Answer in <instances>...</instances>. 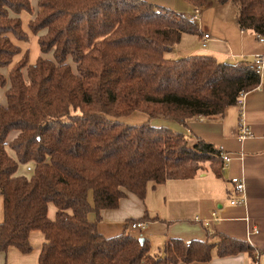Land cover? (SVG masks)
<instances>
[{"label":"trees","instance_id":"16d2710c","mask_svg":"<svg viewBox=\"0 0 264 264\" xmlns=\"http://www.w3.org/2000/svg\"><path fill=\"white\" fill-rule=\"evenodd\" d=\"M184 1L194 8L207 2ZM218 3L236 7L242 31L264 37V0ZM37 8L27 26L44 32L37 44L52 60L29 64L25 53L14 63L21 53L14 41L25 43L29 35L10 13L30 12L31 4L0 0V87L9 83L0 105V253L13 247L29 254V235L38 231L44 236L38 264H190L213 254H251L245 242L209 234L203 242L170 239L154 257L147 240L127 233L129 223L114 237L97 231L102 211L116 210L128 194L143 202L149 183L193 179L206 165L214 176L222 173L212 144L190 146L170 129L118 119L140 112L186 127L193 119L221 118L260 84L247 63L167 59L182 35L198 34L197 26L145 0H38ZM12 132L17 136L9 142ZM29 162L32 176L16 177L18 165Z\"/></svg>","mask_w":264,"mask_h":264},{"label":"crops","instance_id":"0c3cea01","mask_svg":"<svg viewBox=\"0 0 264 264\" xmlns=\"http://www.w3.org/2000/svg\"><path fill=\"white\" fill-rule=\"evenodd\" d=\"M145 1H153L151 4L170 9L187 19L194 15L195 11V8L184 0L187 8L185 13L174 10L178 0ZM236 17L237 9L233 4L221 5L218 0H207L206 5L200 8V14L194 23L198 34L182 35L180 43L165 54V57L178 60L191 56H206L218 63L237 64L247 63L255 55L264 53V45L257 40L254 33L242 31L236 23ZM204 34H208L210 39L206 46L202 47ZM5 104V98L1 99L0 105ZM241 114L243 123L252 134L244 141L237 138ZM157 121L158 119L155 120ZM173 124L175 125L163 124L153 127L170 129L183 136L190 146L197 140H202L212 144L221 155H229L230 161L227 167L222 169L221 177L214 176L206 165L193 179L167 181L160 185L149 183L143 202L132 195H126L120 200L116 210L102 211L97 231L106 238L114 237L129 223L127 233L147 240L150 244V254L154 257L162 253L164 243L170 239L203 242L209 234H220L245 242L252 249V253L244 252L227 257H217L213 254L209 262L190 264H264V79L256 89L245 93L242 109L237 105L230 106L221 118L193 119L186 127L175 122ZM10 136L9 142L17 133ZM9 156L15 160V155ZM235 177L244 182L245 206L230 204L231 199L237 197L230 183ZM213 213L216 221L212 218ZM89 215L92 218H88V221H95V215ZM206 220L210 221L207 225L204 222ZM2 222L3 199L0 196V224ZM106 222H111L112 228ZM132 223H144L145 227L132 229ZM102 228L119 234L107 236L101 232ZM254 230L258 233L251 234ZM209 241L217 242L215 238ZM153 242L156 244L154 251ZM43 243L42 233L31 232V252L22 254L11 247L5 253H0V264H38Z\"/></svg>","mask_w":264,"mask_h":264},{"label":"rangeland","instance_id":"374dc122","mask_svg":"<svg viewBox=\"0 0 264 264\" xmlns=\"http://www.w3.org/2000/svg\"><path fill=\"white\" fill-rule=\"evenodd\" d=\"M37 2H38V0H30V4H31L30 12H23V13H21L19 15H15L13 13H10L11 17H17V18H19L21 20L22 27H23L24 31L27 32L28 35H29V40L27 42H25V43H21V42H17V41L13 40L14 43L20 48V51H21L20 55L15 58L14 63L17 62L22 57V55H24L25 53H28V62H29V64H33L38 57H42L43 59L52 60V53L43 54L42 55L40 53V51H39V47H38V44H37V39H38L39 36L43 35L44 32L39 33L38 35H35V34H33V33H31L29 31L28 26H27L28 22L30 20L34 19V16H35L36 12L38 11ZM174 10H176V12H184L185 13L186 10H187V8L185 6V2L183 0H178L177 4L175 5V9ZM69 64L71 65L73 71L75 72V65L71 61H69ZM7 71H8V69H4V70H2V73L6 76ZM8 86H9V83L7 81L6 84L3 87H0V100L5 98L4 95H5V91L7 90ZM156 119H158L157 122H155ZM152 120H153V122H151ZM118 121H120V122H122L124 124H127V125L149 124L151 122L150 126H152V127L153 126H160V125L162 126L163 124H168V125L170 124V125H173V126L175 125V124H173L174 122L172 123L171 121L164 120V119H161V118L151 119L147 115H145L143 113H140V112H134L130 116L119 118ZM15 134H16V132H12L10 137L14 136ZM8 154L11 155V156L14 155L13 152L11 150H9V149H8ZM33 167H34V163L33 162H29L27 164H19L15 176L16 177L29 178V177H31V175L33 173ZM128 195H130V194H128ZM55 212H56V210H55L54 206L50 204L48 206V218L50 220H54ZM88 218L90 219V218H92V216L89 215ZM106 223H109L108 224L109 227L112 228L113 224H111V222H106ZM121 226L118 227L119 231H121ZM114 227L117 229V225H115ZM137 231H139V230H137ZM101 232H103V234H107V236H110V234H111V236L119 234V233H117V234L116 233H112L111 231H106L103 228H102ZM153 244H154V247H153V251H154L156 244L154 242H153ZM161 254L162 253L160 252V255H158V256H161Z\"/></svg>","mask_w":264,"mask_h":264},{"label":"built area","instance_id":"2783aa9c","mask_svg":"<svg viewBox=\"0 0 264 264\" xmlns=\"http://www.w3.org/2000/svg\"><path fill=\"white\" fill-rule=\"evenodd\" d=\"M200 14V8H195L194 15H192L188 20L191 23H195L198 19V16ZM257 40L264 45V37L256 36ZM210 39V36L208 34H204L202 37V43L201 46L205 47L207 41ZM247 66L250 71L255 73L260 81L264 79V53L255 55L250 61L247 62ZM245 94H241L239 98L237 99L236 105L239 106L241 109L243 108V98ZM251 132L249 128L243 123L242 114L240 116V124L238 127V140L244 141L251 137ZM221 159L223 161V167L224 170L227 167L228 162L230 161V157L227 154H222ZM230 183L232 184V191L235 196H237L234 199H231L230 204L231 205H237V206H245L246 205V199H245V186L244 182L239 178H232L230 180ZM239 196V197H238ZM212 218L216 221L215 213L212 214ZM207 225L210 223L209 220L204 221ZM132 229H143L145 227L144 223H133L130 225ZM257 234L258 231L254 230L251 232V234Z\"/></svg>","mask_w":264,"mask_h":264},{"label":"water","instance_id":"95a60500","mask_svg":"<svg viewBox=\"0 0 264 264\" xmlns=\"http://www.w3.org/2000/svg\"><path fill=\"white\" fill-rule=\"evenodd\" d=\"M143 241H144V239H142V238L139 239V242H140L141 244L143 243Z\"/></svg>","mask_w":264,"mask_h":264}]
</instances>
